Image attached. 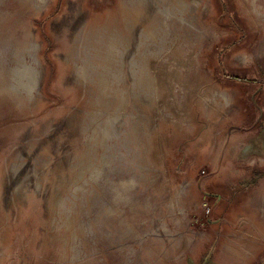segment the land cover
Masks as SVG:
<instances>
[{"label":"rangeland","instance_id":"rangeland-1","mask_svg":"<svg viewBox=\"0 0 264 264\" xmlns=\"http://www.w3.org/2000/svg\"><path fill=\"white\" fill-rule=\"evenodd\" d=\"M232 258L264 264V0H0V264Z\"/></svg>","mask_w":264,"mask_h":264},{"label":"crops","instance_id":"crops-1","mask_svg":"<svg viewBox=\"0 0 264 264\" xmlns=\"http://www.w3.org/2000/svg\"><path fill=\"white\" fill-rule=\"evenodd\" d=\"M234 258L231 259V263L230 264H235L234 261H233ZM235 260V259H234ZM236 262V261H235Z\"/></svg>","mask_w":264,"mask_h":264},{"label":"trees","instance_id":"trees-1","mask_svg":"<svg viewBox=\"0 0 264 264\" xmlns=\"http://www.w3.org/2000/svg\"><path fill=\"white\" fill-rule=\"evenodd\" d=\"M237 79L241 80L239 77H238ZM243 80H244V79H243Z\"/></svg>","mask_w":264,"mask_h":264}]
</instances>
